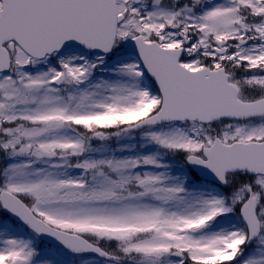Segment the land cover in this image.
Returning a JSON list of instances; mask_svg holds the SVG:
<instances>
[{"label":"snow or ice","instance_id":"obj_1","mask_svg":"<svg viewBox=\"0 0 264 264\" xmlns=\"http://www.w3.org/2000/svg\"><path fill=\"white\" fill-rule=\"evenodd\" d=\"M0 264H264V0H0Z\"/></svg>","mask_w":264,"mask_h":264}]
</instances>
